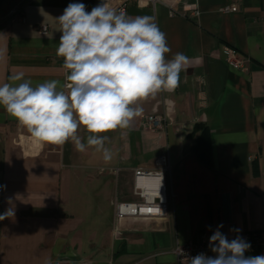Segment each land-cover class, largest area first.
Returning a JSON list of instances; mask_svg holds the SVG:
<instances>
[{
  "label": "crops",
  "instance_id": "crops-1",
  "mask_svg": "<svg viewBox=\"0 0 264 264\" xmlns=\"http://www.w3.org/2000/svg\"><path fill=\"white\" fill-rule=\"evenodd\" d=\"M6 1L0 0V10ZM77 2L90 12L102 0L7 3L3 17L12 7L20 11L0 23V84L17 73L34 84L64 83L56 17ZM198 4L199 19H190L171 16L163 5L154 11L131 2L129 16L155 17L171 49L168 58L182 52L189 63L174 91L146 98L128 128L103 134L110 161L92 147L77 151L71 141L62 146L39 142L0 107V185L5 186L0 214L9 207L15 211L0 221V264H177V243H197L220 224L227 237L264 231V0ZM227 5L238 10L221 11ZM193 6L191 1L179 8ZM43 24L50 26L48 34L39 31ZM225 47L249 58L245 69L230 66ZM153 112L167 116L165 131L142 126L143 116ZM198 123L211 130L208 163L193 149ZM78 134L87 135L83 128ZM166 152L171 161L168 216L116 223V202L136 199L134 169L152 168ZM109 168L120 172L114 175ZM92 209L100 212L93 222L109 220L103 231L88 221Z\"/></svg>",
  "mask_w": 264,
  "mask_h": 264
},
{
  "label": "clouds",
  "instance_id": "clouds-1",
  "mask_svg": "<svg viewBox=\"0 0 264 264\" xmlns=\"http://www.w3.org/2000/svg\"><path fill=\"white\" fill-rule=\"evenodd\" d=\"M56 21L61 32L56 55L63 59L66 82L34 84L23 73L12 74L0 84V107L37 141L58 146L71 141L79 152L92 147L108 162L112 154L103 134L128 128L146 98L174 91L189 58L182 52L168 58L171 49L155 17H131L107 0L90 12L83 3H69ZM81 128L86 137L78 134ZM14 215L9 207L0 221ZM221 228L209 237L215 255L199 253L188 264H264V255H245L251 248L245 238L229 240Z\"/></svg>",
  "mask_w": 264,
  "mask_h": 264
},
{
  "label": "built area",
  "instance_id": "built-area-1",
  "mask_svg": "<svg viewBox=\"0 0 264 264\" xmlns=\"http://www.w3.org/2000/svg\"><path fill=\"white\" fill-rule=\"evenodd\" d=\"M113 3L114 8L119 10L123 8L128 12L130 4L133 0H107ZM191 1L194 6L189 9H180V5H187ZM136 4L140 7H151L155 11L158 5L166 6L171 16H183L190 19H199L201 9L198 0H135ZM237 6L227 5L221 8L223 12L237 11ZM20 10H16L19 13ZM39 31L42 34L50 32V26L43 24L40 26ZM227 62L235 69H245L246 63L249 58L242 56L238 50L232 47H225L223 50ZM64 69V83L65 81ZM142 126L148 129H155L165 131L169 124L167 116L153 112L143 116ZM109 172L117 175L120 168H109ZM171 172V161L169 154L162 153L155 159L152 168L143 166L136 167L133 171V194L136 197L134 200L118 201L115 204V222L120 223L122 220L133 218H165L169 214V184L168 174ZM162 177V179H161ZM119 228L118 226H116ZM237 235L242 236L251 244L249 250L258 245L261 247V252L264 255V231L261 232H245L236 234L233 237H228L229 240L235 238ZM209 235H205L197 243H177L173 251L176 255L177 264H188L187 258L195 256L199 253L207 255H215L209 248ZM183 252V255L180 252ZM86 264V262H85Z\"/></svg>",
  "mask_w": 264,
  "mask_h": 264
},
{
  "label": "trees",
  "instance_id": "trees-1",
  "mask_svg": "<svg viewBox=\"0 0 264 264\" xmlns=\"http://www.w3.org/2000/svg\"><path fill=\"white\" fill-rule=\"evenodd\" d=\"M196 133H199V135L197 136V141L195 143V145L193 146V149L200 155L201 159H203V161L205 162H209V156H210V152H208L206 150V148L209 147V142L211 139V130L210 128L203 124V123H198L195 126V130L193 132V135H195ZM256 232H261V231H256ZM249 251H256V252H261V247L256 245L253 250H249Z\"/></svg>",
  "mask_w": 264,
  "mask_h": 264
},
{
  "label": "rangeland",
  "instance_id": "rangeland-1",
  "mask_svg": "<svg viewBox=\"0 0 264 264\" xmlns=\"http://www.w3.org/2000/svg\"><path fill=\"white\" fill-rule=\"evenodd\" d=\"M10 4V0H7L6 1V4H4L2 7H1V9L2 10H0V23H2V22H4V21H6V20H8V19H10L11 17L10 16H12V15H16V14H18V12H16V10H20L18 7H12V9H11V13H8L9 14V16L8 17H3V13L5 12V9H7V5L8 4ZM101 172V171H100ZM102 174H104V173H102ZM108 212H110V209L108 210ZM100 212H99V210L98 209H92L91 211H90V213H89V215H88V221H90V222H92V226L93 227H95L96 228V230L98 231H100V230H104L105 228H106V224H107V222L109 221L108 219H105V217H103L102 219H100V218H98V221L97 222H93V221H95L94 219L96 218V215L97 214H99ZM95 216V217H94ZM97 217H99V215L97 216ZM89 223V222H88ZM98 231V232H99ZM101 231V232H102Z\"/></svg>",
  "mask_w": 264,
  "mask_h": 264
}]
</instances>
